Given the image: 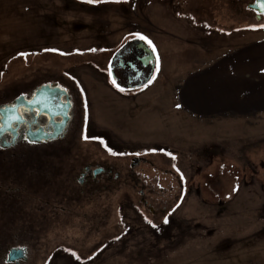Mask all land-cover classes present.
Returning a JSON list of instances; mask_svg holds the SVG:
<instances>
[{
	"label": "rangeland",
	"instance_id": "rangeland-1",
	"mask_svg": "<svg viewBox=\"0 0 264 264\" xmlns=\"http://www.w3.org/2000/svg\"><path fill=\"white\" fill-rule=\"evenodd\" d=\"M251 2L0 0V102L43 83L74 101L61 145L18 149L11 163L34 171L45 155L104 170L72 180L62 200L23 185L0 193L17 218L10 230L0 215L1 250L26 249L23 264H264V125L193 120L176 96L188 73L264 40ZM134 34L155 46L156 65L121 92L110 60Z\"/></svg>",
	"mask_w": 264,
	"mask_h": 264
},
{
	"label": "crops",
	"instance_id": "crops-1",
	"mask_svg": "<svg viewBox=\"0 0 264 264\" xmlns=\"http://www.w3.org/2000/svg\"><path fill=\"white\" fill-rule=\"evenodd\" d=\"M177 95L183 112L193 120L213 121L222 116L234 122L248 119L250 124L264 125V40L237 48L188 73Z\"/></svg>",
	"mask_w": 264,
	"mask_h": 264
},
{
	"label": "water",
	"instance_id": "water-1",
	"mask_svg": "<svg viewBox=\"0 0 264 264\" xmlns=\"http://www.w3.org/2000/svg\"><path fill=\"white\" fill-rule=\"evenodd\" d=\"M262 0H257L256 4L249 6V9L257 13V19H260V13L264 11L260 7ZM156 65V56L151 52L150 48L143 41L134 39L128 41L120 49L114 53L110 60L109 70L113 73V77L117 81L120 88L124 90H133L144 86L151 78ZM111 77V80L112 78ZM48 84L38 87L30 101L25 100V96L17 97L14 103L10 106H5L0 109V136L5 132L12 134L10 144H13L16 139V128L14 124H21L23 120L18 114V108L37 109L39 114H46L49 117V122L52 124V131L47 132L43 128L36 130H28L26 133L27 139L30 142H42L57 139L63 136L69 121L70 103L67 100L61 104L60 112H52V100L57 97L61 98L67 95L59 87L50 86ZM61 117L60 122H53L55 117ZM5 146V145H4ZM100 173V169L95 171V174ZM25 256L23 249L17 248L11 250L9 254L10 261H18Z\"/></svg>",
	"mask_w": 264,
	"mask_h": 264
},
{
	"label": "flooded vegetation",
	"instance_id": "flooded-vegetation-1",
	"mask_svg": "<svg viewBox=\"0 0 264 264\" xmlns=\"http://www.w3.org/2000/svg\"><path fill=\"white\" fill-rule=\"evenodd\" d=\"M257 0H252V2L250 4L247 5V7L256 4ZM254 11V10H253ZM255 13V17H257V13L254 11ZM263 20L264 17H262L260 15V19L259 20ZM48 84L51 87H59L61 89H66L64 87H62L61 85H59L58 83H43L38 85L37 87L33 88L32 90L24 93V94H20L6 102H0V109H2L5 106H11L15 99L21 95L25 96V100L30 101L31 98L34 95L35 90L40 87L41 85H45ZM67 95H63L61 98L57 99V97L55 99L52 100V106L53 109L51 110L52 112H60L61 111V104L65 103L67 100H69L70 103V110H69V121L65 130V133L63 136L58 137L57 139H53V140H49V141H42L39 143L36 142H30L27 139L26 133L28 130H36L38 128H43L45 131L50 132L52 131V124H50L49 122V117L46 114H39L37 109H26L24 107H19L18 110V114L20 115L21 119L23 120V123L17 125L14 124L12 127L16 128V139L14 141L13 144L11 143L12 140V134L10 132H5L3 135L0 136V193L5 194L7 196L12 195V193L18 192L19 187H23L30 193L34 192V182H32V179H30L28 176H24L22 174H14L15 177L11 176L10 173L12 169H14V165L11 162L13 161V159H9V156H14L15 155V151H17L18 149H25L27 151H31L32 153L35 152V149L37 148H42V149H51L52 151L55 150L53 149L55 146L61 145V140L64 139L68 127L70 126V124L72 123L73 120V112H74V101L71 97V94L69 92V90H67L66 92ZM0 120H1V115H0ZM61 117L57 116L53 119V122L57 123L60 122ZM1 125V124H0ZM5 145V146H4ZM57 149V148H56ZM59 150V148H58ZM2 155L5 156L2 157ZM52 161V160H51ZM27 162V161H26ZM65 160L62 159L60 161L61 164H63L61 166V168H63L64 166L67 167V169H73L72 166H69V164L64 163ZM28 164V163H27ZM26 164L24 169L28 168V165ZM22 165V164H21ZM23 168V167H20ZM100 169V173L95 174V171ZM22 170V169H21ZM76 171L75 175L73 176V181H77L79 183V186H83L85 183H88V181H95L97 176L102 174L104 172V170L102 168L99 167H93L90 164H84V165H79L77 168L74 169ZM5 172H8L7 174H5ZM22 172V171H19ZM3 173V176H2ZM10 175V176H8ZM6 178V179H5ZM17 179L18 181H20L21 183L18 184L17 183ZM8 182V183H6ZM37 194V193H36ZM46 193L44 192L43 195H45ZM42 195V196H43ZM1 244V241H0ZM20 247H10L7 248L6 250H1L0 248V264H23L26 261V249H23L24 251V258L18 261H10L9 260V254L11 252V250L13 249H17Z\"/></svg>",
	"mask_w": 264,
	"mask_h": 264
},
{
	"label": "trees",
	"instance_id": "trees-1",
	"mask_svg": "<svg viewBox=\"0 0 264 264\" xmlns=\"http://www.w3.org/2000/svg\"><path fill=\"white\" fill-rule=\"evenodd\" d=\"M49 160L45 155L42 156V158H39V161H36L33 165L34 171L28 169V171L25 172V164H15L13 167L15 171H21V169L22 171L24 170L22 175L28 176L32 179V182H34L33 193L43 195L45 192L46 194L43 195V197L47 199L57 197L59 200L66 198L67 195H70V197L75 196V186L73 184L74 181L72 182V180L76 171L74 169H67L65 166L61 168L63 164L59 161L51 162ZM20 166L23 168H20ZM35 172L38 173V176L35 175ZM14 211V204H12L11 208H8V210H0V215L3 218L5 225H10V230L12 228L14 229V227H16L15 224L17 223ZM2 231L5 232V229L2 228Z\"/></svg>",
	"mask_w": 264,
	"mask_h": 264
},
{
	"label": "snow or ice",
	"instance_id": "snow-or-ice-1",
	"mask_svg": "<svg viewBox=\"0 0 264 264\" xmlns=\"http://www.w3.org/2000/svg\"><path fill=\"white\" fill-rule=\"evenodd\" d=\"M89 2H91V0H89ZM260 7L262 8V9H264V0H262V2L260 3ZM261 16L262 17H264V11H262L261 13ZM134 35H136L137 36V38L140 40V41H143L144 43H146L148 46H149V48H150V50H151V52L152 53H156V48H155V46L152 44V42L150 41V40H148L147 39V37H145V36H143V35H140V34H134ZM94 51V50H93ZM60 54H63V53H60ZM23 55V54H22ZM109 76L110 77H113V73L111 72V71H109ZM150 79H152V78H150ZM112 83H113V85L114 86H116L117 88H118V90L119 91H121V92H123L124 91V89L123 88H120L119 87V85L117 84V81L115 80V78L113 77L112 78ZM50 87V86H49ZM63 91H65V92H67V89H62ZM177 107L179 108L180 107V105H177ZM86 139H87V137H85ZM101 143H102V141H101ZM113 155H115V153H112ZM169 221L167 220V219H165L164 220V223L165 224H167ZM79 259V258H78Z\"/></svg>",
	"mask_w": 264,
	"mask_h": 264
}]
</instances>
